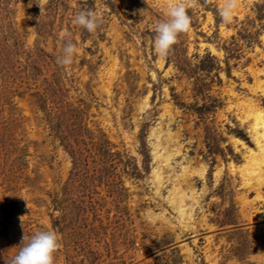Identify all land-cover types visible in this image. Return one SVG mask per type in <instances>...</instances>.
I'll list each match as a JSON object with an SVG mask.
<instances>
[{
  "label": "rangeland",
  "instance_id": "rangeland-1",
  "mask_svg": "<svg viewBox=\"0 0 264 264\" xmlns=\"http://www.w3.org/2000/svg\"><path fill=\"white\" fill-rule=\"evenodd\" d=\"M178 2L191 25L161 59L155 24ZM223 4L0 0V264L45 229L53 264H264V172L242 170L259 156L264 0L227 23ZM87 9L94 33L70 23Z\"/></svg>",
  "mask_w": 264,
  "mask_h": 264
},
{
  "label": "clouds",
  "instance_id": "clouds-1",
  "mask_svg": "<svg viewBox=\"0 0 264 264\" xmlns=\"http://www.w3.org/2000/svg\"><path fill=\"white\" fill-rule=\"evenodd\" d=\"M236 0H224L218 15L225 23L232 19L236 8ZM165 19L158 20L155 24L153 48L161 59H166L177 42L178 35L187 32L191 25V17L186 11L184 3H172L164 9ZM102 22L95 11L91 9L78 11L70 20L74 26H79L88 33H94ZM71 33L67 30L60 33V38L65 40L61 54L56 62L62 66H69L78 49L70 40ZM60 238L55 230H37L30 237L23 235L17 251L5 261V264H53L54 255L60 249Z\"/></svg>",
  "mask_w": 264,
  "mask_h": 264
},
{
  "label": "bare ground",
  "instance_id": "bare-ground-1",
  "mask_svg": "<svg viewBox=\"0 0 264 264\" xmlns=\"http://www.w3.org/2000/svg\"><path fill=\"white\" fill-rule=\"evenodd\" d=\"M251 115H252L253 121H254V123H253V125H254L253 129L255 130L254 136H256L255 141H256L257 147L259 149V156L260 157L258 155H255L254 153H250V159H251L250 164H248V166L242 170L247 171L248 174H253V175L255 174V175H257L256 176L257 178H260L261 176H263L261 173L264 172V113H262V111H260V110H254V112H252ZM258 157H259V159H258ZM247 160H249V159H247ZM183 203H184L183 196H180L175 201V205H176L178 211L180 212V214H182L184 212L181 209L183 207ZM181 217H183V216H181Z\"/></svg>",
  "mask_w": 264,
  "mask_h": 264
}]
</instances>
